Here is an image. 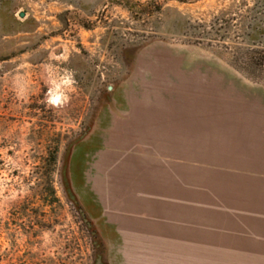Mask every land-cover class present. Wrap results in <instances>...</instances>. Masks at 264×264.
Masks as SVG:
<instances>
[{"label":"rangeland","instance_id":"374dc122","mask_svg":"<svg viewBox=\"0 0 264 264\" xmlns=\"http://www.w3.org/2000/svg\"><path fill=\"white\" fill-rule=\"evenodd\" d=\"M221 77L264 95V0H0V264H218L126 261L73 171L125 95Z\"/></svg>","mask_w":264,"mask_h":264},{"label":"crops","instance_id":"0c3cea01","mask_svg":"<svg viewBox=\"0 0 264 264\" xmlns=\"http://www.w3.org/2000/svg\"><path fill=\"white\" fill-rule=\"evenodd\" d=\"M180 81L112 106L106 144L73 171L81 204L126 261L262 263L264 95L225 77Z\"/></svg>","mask_w":264,"mask_h":264},{"label":"trees","instance_id":"16d2710c","mask_svg":"<svg viewBox=\"0 0 264 264\" xmlns=\"http://www.w3.org/2000/svg\"><path fill=\"white\" fill-rule=\"evenodd\" d=\"M93 235L95 236V238H97V240L99 241V243L103 246V242L101 241L100 237L98 236V233L97 231L94 229L93 231Z\"/></svg>","mask_w":264,"mask_h":264},{"label":"water","instance_id":"95a60500","mask_svg":"<svg viewBox=\"0 0 264 264\" xmlns=\"http://www.w3.org/2000/svg\"><path fill=\"white\" fill-rule=\"evenodd\" d=\"M21 17H23V15H20Z\"/></svg>","mask_w":264,"mask_h":264}]
</instances>
